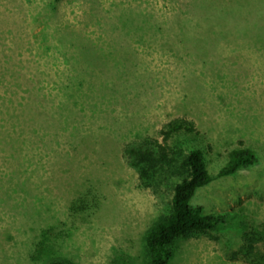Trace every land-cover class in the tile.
Wrapping results in <instances>:
<instances>
[{"label": "rangeland", "instance_id": "rangeland-1", "mask_svg": "<svg viewBox=\"0 0 264 264\" xmlns=\"http://www.w3.org/2000/svg\"><path fill=\"white\" fill-rule=\"evenodd\" d=\"M50 2L0 0V264H145L154 199L121 150L175 118L201 133L187 137L209 174L241 144L258 163L195 191L192 205L226 221L177 239L169 264H248L234 256L239 227L264 224V51L235 33L249 20L190 22L189 0H62L53 13ZM172 13L188 38L172 36ZM76 56L88 77L98 72L69 97L57 82ZM88 192L97 204L71 215L70 201ZM43 230L49 246L37 260Z\"/></svg>", "mask_w": 264, "mask_h": 264}, {"label": "trees", "instance_id": "trees-1", "mask_svg": "<svg viewBox=\"0 0 264 264\" xmlns=\"http://www.w3.org/2000/svg\"><path fill=\"white\" fill-rule=\"evenodd\" d=\"M50 1V9L53 13L56 5L62 0ZM259 1H263L259 4L260 10L250 11L249 7ZM189 7L185 18L198 24L204 22L223 27L235 19H248L249 25H242L244 31L240 33L235 31V33L241 37L246 34L251 36V45L254 41L257 44L259 40L260 48L264 51V0H189ZM255 16L259 18L252 22L250 19ZM172 18L170 25L172 36L174 38L179 36V39L188 38L190 33L187 32L186 27H179L183 22L179 14L172 13ZM207 28L205 34L202 28L196 30L198 41H206L205 37L211 27ZM59 41L61 42V39ZM90 53L87 51V57ZM84 57L85 55L83 59ZM75 58V63L70 68H66L63 78L57 82L65 83L64 89L69 97L76 94L73 92L74 89L76 92L84 89V83H88L90 77L96 76L98 72V68H91L88 77L87 67L92 66H87L80 56ZM67 62L69 57L65 63ZM78 63L82 65L79 66ZM44 79L46 81L44 80L43 83H50L46 77ZM51 83H54L53 80ZM84 91L83 94H86V90ZM200 134L194 122L175 118L163 124L157 136L146 135L131 140L122 147L120 156L125 166L135 172L137 188L149 191L154 199L155 217L142 234L145 264H169L173 257V245L177 239L204 234L222 226L226 221L224 215L206 214L202 205L190 203L195 191L214 178L232 175L240 169L258 163L256 153L240 143L242 146L228 152L227 161L219 172L215 176L211 175L206 169L201 148L189 145L188 137L197 138ZM96 204V197L88 192L70 201L68 211L75 216L88 212ZM239 230L241 246L234 256L240 257L248 264H264V224H255L249 228L240 225ZM49 234V230H43L37 235L39 241L35 246L36 249L40 248V253H37L34 259L42 258L45 247L49 246V243L45 242L50 239ZM45 264L76 263L65 257L50 256L45 260Z\"/></svg>", "mask_w": 264, "mask_h": 264}]
</instances>
